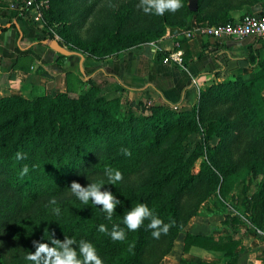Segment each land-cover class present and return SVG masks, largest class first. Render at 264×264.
Here are the masks:
<instances>
[{
    "label": "trees",
    "instance_id": "obj_1",
    "mask_svg": "<svg viewBox=\"0 0 264 264\" xmlns=\"http://www.w3.org/2000/svg\"><path fill=\"white\" fill-rule=\"evenodd\" d=\"M36 1L46 2L41 9L46 27L42 30L50 39L57 34L68 50L96 60L155 41L168 27L186 29L189 16L198 23L220 24L234 21L228 13L234 5L260 4L264 12V0H197L196 11L188 9V0H181L176 12H153L144 22L149 15L138 6L140 0H108L99 20L92 22L90 36L81 42L76 31L103 0ZM17 7L25 13L24 0ZM51 24L61 27L53 33ZM184 41H179L180 48ZM187 53L185 48L182 56ZM244 60L251 69L249 78L237 73L212 81L198 90L195 103L187 105L134 102L121 95L129 90L123 85L101 93L104 82L91 77L83 81L86 91L77 96L67 91L31 98L1 96L0 264H31L25 256L35 251L32 241L50 244L51 233L60 240L67 236L90 241L103 264H159L207 198L224 194L234 178L241 185L235 207L244 206L253 176L264 173V49L249 46ZM191 134L197 139L188 152ZM213 138L218 139L216 144H211ZM18 152L23 159L16 158ZM199 158V171L193 173ZM25 165L29 171L21 176ZM107 167L119 170L123 179L110 185L104 177ZM101 179L105 183L101 190L111 191L121 201L111 221L101 206L91 200L83 204L70 190L72 181L86 187ZM256 186L255 208L264 212V182ZM53 198L55 205L50 203ZM138 203L169 225L166 234L154 238L148 219L135 231L126 227L124 215ZM56 207L59 215L53 212ZM235 211L239 215L225 214L221 221L229 235L184 232L183 252L196 246L219 253V260L194 262L181 257L177 264H236L242 244L236 236L238 225L245 222ZM256 213L245 221L252 226L249 230L264 235V217ZM101 224L109 232L119 225L125 239L116 241L99 232Z\"/></svg>",
    "mask_w": 264,
    "mask_h": 264
},
{
    "label": "crops",
    "instance_id": "obj_2",
    "mask_svg": "<svg viewBox=\"0 0 264 264\" xmlns=\"http://www.w3.org/2000/svg\"><path fill=\"white\" fill-rule=\"evenodd\" d=\"M17 3L19 0H0V97L21 95L29 98L35 92L65 91L68 79L79 75L80 56L70 54L57 58L58 53L44 42L50 39L27 19ZM228 11L236 21L247 14L261 13L263 9L260 4H238ZM188 33L178 27H168L154 47L122 51L100 61L83 58L84 80L91 77L97 82L103 81V93L119 90L123 85L135 96L147 93L160 101L193 104L198 90L212 80L220 81L233 73L249 76L251 69L244 60L248 47L254 44L264 49V38L255 36L231 39ZM181 39L185 40L182 48L179 47ZM185 48L188 53L182 56ZM159 51L165 54L163 58L157 55ZM210 230L215 236L220 227L210 225L206 231H186L207 234ZM186 231L175 238L161 264H177L182 254L194 262L219 260V253L196 246L183 252ZM240 238L242 244L236 264H264V236L248 230ZM175 242L178 243L176 252L173 250Z\"/></svg>",
    "mask_w": 264,
    "mask_h": 264
},
{
    "label": "clouds",
    "instance_id": "obj_3",
    "mask_svg": "<svg viewBox=\"0 0 264 264\" xmlns=\"http://www.w3.org/2000/svg\"><path fill=\"white\" fill-rule=\"evenodd\" d=\"M139 7L143 8L145 13H153L163 15L165 11L176 12L182 5L181 0H140ZM125 155H131L128 149H122ZM16 158L23 159L22 153H17ZM29 171L25 165L21 171V176ZM104 177L110 185H115L123 179V174L111 167L104 169ZM105 185L104 180L90 182L86 187L79 182L72 181L70 190L83 204H88L89 200L93 204L101 206L102 210L107 214L106 219L111 221L113 213L118 204L119 199L109 190H101ZM55 205L56 200L53 198L50 201ZM56 215L60 214L58 207L53 208ZM150 220L148 228L152 229L154 238H159L161 232L167 233L169 225L163 223L162 220L153 215V212L144 203H138L124 215L123 223L130 231H135L140 228L144 220ZM98 231L108 234L113 240L122 241L125 239V232L119 225H113L111 231L101 224L98 226ZM50 244L38 240L32 241L34 252H28L25 256L31 264H103L102 258L98 255L95 246L87 240L81 239L77 241L74 238L64 237L63 240L54 238V233H51Z\"/></svg>",
    "mask_w": 264,
    "mask_h": 264
},
{
    "label": "rangeland",
    "instance_id": "obj_4",
    "mask_svg": "<svg viewBox=\"0 0 264 264\" xmlns=\"http://www.w3.org/2000/svg\"><path fill=\"white\" fill-rule=\"evenodd\" d=\"M107 2H108V0H103L102 2L98 3V5L95 8V10L84 21L83 25L76 31L75 35H76V38L79 41L83 42V41H86L88 39V37L91 34L90 30H91L92 22L96 21V20H99L100 16L103 13L104 8L107 7ZM24 14H26L27 19L29 21H31L35 25H38L39 28H41V29H45L46 28L44 26L45 17L43 15H41V19L39 21L34 22V21L30 20V16L28 15V13L25 12ZM146 14H147V16L148 15L149 16L146 19L144 18V22L149 21L150 18H151L150 13H146ZM187 22H188V24H187L186 29L182 28L183 31H185V33H187V32H189V33H191V32L192 33H199V31L197 30L198 28H201V27L205 26L206 24H210V23H208L206 21L202 22V23H200V22L198 23L195 20L194 16H189ZM60 27H61V25H59V24H51L49 29L54 33V31L56 29L60 28ZM166 30H167V28H166ZM162 37H159L157 40L152 41V42H143L141 44H137L135 46L128 47V48L124 49L123 51H128V50L135 49V48H143V47L150 48V47H154V46H156L158 41L161 40ZM45 38L46 39H50L48 37V34H46V33H45ZM54 38L57 39V40L60 39L57 34L54 35ZM63 46L65 48H67V49L69 47L68 45H63ZM120 52H122V51H120ZM109 57L110 56H106V57H103L100 60H104V59L109 58ZM86 59L87 60H96V59H93V57H88ZM85 73L87 74V72H85ZM236 74L237 73H233V75H236ZM84 76L85 75L83 73L79 72V75L77 73L74 76V78H69L68 81H67L66 90L63 91V92L67 91L70 96H77L78 94L85 92L88 86L83 82L84 81ZM230 76H232V75H229L228 77H230ZM250 76H251V74H249V76H244V78L247 79ZM263 90H262V92H263ZM41 93L42 92H35L33 95H40ZM56 93L57 92H54V93H49L48 92V94H50V95H55ZM101 93H103V92H101ZM121 95L123 97H126L127 99H130V100L134 101V102L142 101V102L146 103V105H150V104H153V103H161L160 100L152 99L147 93H143V94H139L138 96H135L134 94L129 93V92L126 91V92H121ZM29 98H31V97H29ZM182 105H187V104H182ZM262 107L264 109V105ZM263 125H264V120H263ZM263 130H264V126H263ZM196 139H197V135L196 134H191L187 138L186 142H188L189 145H190L188 152L190 151L191 146L196 141ZM217 140H218L217 138H213L211 140V144H216ZM262 141H264V136L262 137ZM200 161H201V158H199V159H197L195 161V163H194V165L192 167L193 173H197L199 171ZM245 179H246V177H245ZM245 179L243 181H245ZM231 181H232L231 187L228 188V190H226L224 192V194L223 193H222V195L221 194H212V195H210L207 198V200L204 202V204L201 205V208H200L199 212L196 215L192 216L188 220V222L185 224V226L183 228V231H186V230H190V231H206L207 228H209L210 225H216L217 227L218 226L220 227V230H216L215 231V234H216L215 237L218 238V237H222V236H225V235H229L230 234L229 228L223 226L221 224V221L224 219V217H225L224 215L225 214L239 215L235 211V209H238L239 212H240L241 219L245 222L244 224H239L240 226L243 225L242 227H244V228L239 227V225H238V227L240 228L241 231L236 236L237 237H241L243 232H246L249 229H252V226L249 225V223H247V221H245V220H248L250 218L251 213H255V211H257L258 213H256V214L259 215L260 218L263 219L264 212H262L261 210L259 212V210H257V208H255L256 204H258V203L255 202V198H256L255 197V193H256L257 188H258V186H256V185L259 184L260 182H264V173H258V174L253 176V178H252L253 183L251 184V186H250V188H249V190L247 192L248 200H247V202H246V204L244 206L236 205L237 207H235V203H234V198L239 196V189L241 187V185L238 183L239 182V178H234ZM214 205L219 206V208L217 209V207L214 206ZM242 214H243V216H242ZM256 214H255V216H256ZM206 216H208V217H206ZM258 234L260 236L263 235V233H261V232H259ZM177 247H178V243H175V246H174V249H173L174 252L178 251ZM181 257H183V254H182ZM217 257L218 256H216V258ZM161 262H162V260L160 261L159 264H161Z\"/></svg>",
    "mask_w": 264,
    "mask_h": 264
},
{
    "label": "built area",
    "instance_id": "obj_5",
    "mask_svg": "<svg viewBox=\"0 0 264 264\" xmlns=\"http://www.w3.org/2000/svg\"><path fill=\"white\" fill-rule=\"evenodd\" d=\"M45 3V1L24 0L25 12L30 16V20L37 22L41 19V9L45 7ZM197 30L199 34L212 38L241 39L247 36L264 38V12L247 14L233 22L206 24ZM164 60L166 61L167 58ZM176 60L179 61V58ZM192 83L196 85V80L193 79Z\"/></svg>",
    "mask_w": 264,
    "mask_h": 264
},
{
    "label": "water",
    "instance_id": "obj_6",
    "mask_svg": "<svg viewBox=\"0 0 264 264\" xmlns=\"http://www.w3.org/2000/svg\"><path fill=\"white\" fill-rule=\"evenodd\" d=\"M198 6L197 0H188L187 2V7L190 11H196ZM45 43L48 44V46L53 49L54 51H56L58 54L61 55H70V54H77L80 56V61H79V70L81 73L83 72V67H82V61H83V55L81 53L75 52V51H71L68 50L67 48H65L63 45H61L57 39H50V40H44Z\"/></svg>",
    "mask_w": 264,
    "mask_h": 264
}]
</instances>
